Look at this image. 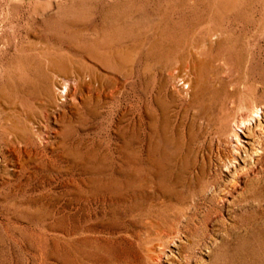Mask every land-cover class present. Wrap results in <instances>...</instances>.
Returning a JSON list of instances; mask_svg holds the SVG:
<instances>
[{
  "label": "rangeland",
  "instance_id": "1",
  "mask_svg": "<svg viewBox=\"0 0 264 264\" xmlns=\"http://www.w3.org/2000/svg\"><path fill=\"white\" fill-rule=\"evenodd\" d=\"M250 51L262 70L264 0H0V95L37 92L45 52L122 85L107 97L72 95L54 110L61 121L42 112L48 137L35 154L0 149V264H264V168L229 194L217 166L221 109L263 104L264 88L239 82L259 78L244 71ZM192 61L204 83L208 61L223 80L213 122L189 127L178 105L166 124L162 98L140 151L139 92H157L167 77L171 91L169 73Z\"/></svg>",
  "mask_w": 264,
  "mask_h": 264
},
{
  "label": "bare ground",
  "instance_id": "2",
  "mask_svg": "<svg viewBox=\"0 0 264 264\" xmlns=\"http://www.w3.org/2000/svg\"><path fill=\"white\" fill-rule=\"evenodd\" d=\"M45 54L47 53L45 52ZM45 54H42V56L44 55L46 67L44 73L42 72L41 76H39L40 78L36 81L38 86L37 92H25L16 99H12L5 93L0 95V143L2 144L4 140V145L0 149L6 148L7 150L13 151L16 150L14 145L18 144V146L23 148V151L35 154L39 150L37 149L36 140L47 142V139H44V137H48L47 135H44V137L41 136L43 133L41 128L43 127L36 122L37 117H39L42 112H44V118H46L48 110H50L51 113L54 114L52 116L55 118V121H61L64 115L61 113L55 114L54 110L57 109L59 103L66 102L67 100L73 102L75 97L72 95H78L77 97L81 99L93 95H95V97H107L117 93L122 86L118 85L116 78L100 73L98 69L94 67L87 66L88 68L85 67L82 69L79 66L73 65L69 60H65L61 63V56L57 59L56 56ZM92 58L94 61L103 62L102 56L95 55ZM247 59L248 56L245 59V73L249 71L251 74V69L253 68L258 70L259 78L258 80L255 79L254 82H250L248 76L244 75V80L239 82L242 84L250 83L251 85L255 83L258 86H254V88H264L263 64L260 63L262 70L254 66L256 61L251 51L249 60ZM207 68L214 71V73L213 76L208 77L206 83L201 79L202 66L192 61L185 65L179 76L174 73H169L168 76H171L173 80L171 83V91L165 89L168 82L167 77L160 79L158 86L159 90L157 92H139L136 109L140 151L145 150L147 147L145 138L148 137L149 140L152 138L153 120L155 118L153 114V105L157 101L162 100V98L165 100L166 105V108L164 107L162 112L166 124H168L171 118V114H169L170 107H176L178 105L185 112L189 127H192L199 120L208 125L213 122L214 111L212 109V98L214 100L216 94L224 88V84L222 78L216 73L217 70L210 61L207 63ZM61 69H64L65 72L69 71L70 74H63ZM128 69L129 73L133 71V67ZM145 70L146 66L142 63L135 69L141 89L147 88L149 83ZM50 75H53V77L51 78ZM108 81H111L112 83H110L112 85L109 84ZM199 84L210 86L215 92H197V86ZM83 90L87 92H82ZM149 95L152 97L151 99H149ZM229 95L230 92H227L225 94V99ZM260 103L263 104L258 107L257 104L252 101L248 106L243 105L237 109H233L232 105H228L227 108H222L221 112L218 114L217 119L219 120V126L216 130V134L219 133L220 135H216V141L221 145L218 147L219 163L217 166L218 169L220 166L225 167V171L229 175L228 184L223 186V190L226 193L230 194L235 191L242 177L246 178L241 187V191L245 192L248 184L253 182H251L252 179H250V175L258 174L263 171L264 100ZM35 110L37 111L35 112ZM43 129H47V127ZM59 131L60 130L57 129L56 133ZM220 149H224V151L221 153ZM211 182L210 184L213 190L219 194V188L215 187L214 181ZM219 198L221 199V197ZM191 203L195 205L194 199ZM182 214L185 218L186 214L183 212ZM187 219L192 218L187 216Z\"/></svg>",
  "mask_w": 264,
  "mask_h": 264
}]
</instances>
